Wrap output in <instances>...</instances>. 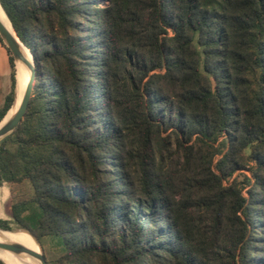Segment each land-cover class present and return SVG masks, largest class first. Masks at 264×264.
Listing matches in <instances>:
<instances>
[{"label": "trees", "instance_id": "obj_1", "mask_svg": "<svg viewBox=\"0 0 264 264\" xmlns=\"http://www.w3.org/2000/svg\"><path fill=\"white\" fill-rule=\"evenodd\" d=\"M0 5L34 62L0 147L34 194L0 229L60 237L52 264H264V0Z\"/></svg>", "mask_w": 264, "mask_h": 264}, {"label": "rangeland", "instance_id": "obj_2", "mask_svg": "<svg viewBox=\"0 0 264 264\" xmlns=\"http://www.w3.org/2000/svg\"><path fill=\"white\" fill-rule=\"evenodd\" d=\"M16 71L18 69L16 67ZM18 81V77H17ZM32 92V90H31ZM17 101V99H16ZM218 143L214 144V147L217 148ZM213 152V150H210ZM245 153H249V150H246ZM218 157L216 156L214 163ZM245 176H249V173L246 171H238L234 173L230 182L234 179L237 180L240 187L243 188L244 194L246 189L248 188V184ZM4 188H0V219L12 221V207L14 204L22 201L30 200L33 197V189L29 181L24 180L21 183H12V184H4ZM39 208L35 203L30 202L28 205V211L25 213V218L30 227L34 228L36 226V218L39 214ZM23 229L16 224H11V230L15 232H19ZM25 230V229H24ZM24 232V231H23ZM29 236L28 234L21 233ZM30 237V236H29ZM35 237V236H34ZM43 255L48 262V264H52L56 260H58L64 254V247L61 241V238L58 236H43L40 241H38ZM6 264H22V260L17 259L9 254H6L5 257H1Z\"/></svg>", "mask_w": 264, "mask_h": 264}, {"label": "water", "instance_id": "obj_3", "mask_svg": "<svg viewBox=\"0 0 264 264\" xmlns=\"http://www.w3.org/2000/svg\"><path fill=\"white\" fill-rule=\"evenodd\" d=\"M13 29V27H12ZM14 32V30H13ZM0 38L2 39L3 43L6 45V47L10 50L12 57L14 58L15 65L17 67V63L22 64V66L25 69H32L34 73V62L32 55L30 51L24 46V44L19 40V38L16 36L15 32L14 34H10L8 31H6L1 25H0ZM24 50L27 52V55L25 54ZM32 90V88H31ZM31 90L28 94H26L24 98V103L20 110L11 118H9L5 123L3 121L7 117L10 109H12L14 103L16 102L17 99V94H18V81L16 83V89H15V99L13 102V105L11 108L8 110L4 118L0 122V147L3 144V142L10 136L12 135L17 127L19 126L25 112L28 106V102L30 100L31 96ZM3 232L10 231L12 232L13 230H3L0 229ZM21 231H24L25 233H28L30 236L33 237V239L38 243L39 245V253H34L24 247L23 245L19 243H14V242H0V254H12L15 257H22L23 262L22 264H48L46 261L42 248L38 242V240L34 237L32 233H30L28 230L24 229H19ZM4 264L5 262L0 259Z\"/></svg>", "mask_w": 264, "mask_h": 264}, {"label": "bare ground", "instance_id": "obj_4", "mask_svg": "<svg viewBox=\"0 0 264 264\" xmlns=\"http://www.w3.org/2000/svg\"><path fill=\"white\" fill-rule=\"evenodd\" d=\"M0 25L6 30L8 31L10 34H14L13 29H12V25L10 23V21L8 20L3 8L0 5ZM25 54L27 55V52L24 50ZM28 56V55H27ZM29 58V56H28ZM17 77H18V94H17V101L14 103L12 109H10L7 117L5 118V120L3 121V123H5L9 118H11L12 116H14L22 107L23 103H24V98L26 96V94H28L33 86V81H34V73L33 70L31 69H25L22 64L17 63ZM21 233H25L23 231H19V232H15V231H6L3 232L0 230V242H14V243H19L21 245H23L24 247H26L27 249H29L30 251L34 252V253H39L40 249H39V245L38 243L33 239L32 236L24 235ZM6 254H0L1 257H5ZM13 257H15L12 254H9ZM17 259H20L23 261L22 257H15ZM6 264V263H5Z\"/></svg>", "mask_w": 264, "mask_h": 264}, {"label": "crops", "instance_id": "obj_5", "mask_svg": "<svg viewBox=\"0 0 264 264\" xmlns=\"http://www.w3.org/2000/svg\"><path fill=\"white\" fill-rule=\"evenodd\" d=\"M17 83V71H16ZM16 89V86H15ZM12 92V68L10 53L5 44L0 42V103L2 104L7 95ZM0 188H4L1 186Z\"/></svg>", "mask_w": 264, "mask_h": 264}]
</instances>
